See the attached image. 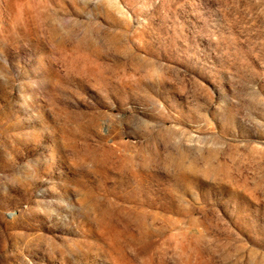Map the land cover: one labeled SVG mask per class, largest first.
<instances>
[{
	"label": "rangeland",
	"instance_id": "374dc122",
	"mask_svg": "<svg viewBox=\"0 0 264 264\" xmlns=\"http://www.w3.org/2000/svg\"><path fill=\"white\" fill-rule=\"evenodd\" d=\"M0 264H264V0H0Z\"/></svg>",
	"mask_w": 264,
	"mask_h": 264
}]
</instances>
